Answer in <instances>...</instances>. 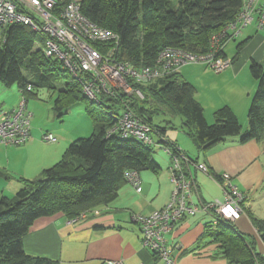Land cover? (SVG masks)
Here are the masks:
<instances>
[{"label":"trees","instance_id":"trees-1","mask_svg":"<svg viewBox=\"0 0 264 264\" xmlns=\"http://www.w3.org/2000/svg\"><path fill=\"white\" fill-rule=\"evenodd\" d=\"M175 1L80 0V10L88 21L118 35V60L141 68L153 65L157 53L166 46L206 52L211 36L233 22L242 6V0ZM43 46V38L27 25L14 24L3 29L0 83L5 87L16 85L26 101L29 96L37 97L39 91H47L53 97L52 108L58 117L82 100L92 133L69 144L62 158L35 179L20 180L22 187L12 199H0V264H53L24 252L22 238L36 219L56 214L72 219L89 207L114 199L126 170L159 168L152 157V146L132 138L107 135L120 113V100L106 97L99 103L88 100L62 63L44 55ZM240 47L238 44L237 52ZM96 48L105 52L108 46ZM249 69L257 81V89L241 143L264 140V66L252 63ZM135 87L140 89L143 100L133 96L122 98L154 128L156 142L176 146L165 137V128L152 125L153 115L162 110L183 117L186 134L203 149L241 133L240 124L228 107L215 111L214 122L207 124L201 106L193 99L191 85L180 80L176 72ZM148 97L162 107L152 111L146 106L144 98ZM217 221L218 229L210 236L228 263L264 264V255L257 253L230 221L220 218ZM252 223L264 244V219H252Z\"/></svg>","mask_w":264,"mask_h":264},{"label":"crops","instance_id":"crops-1","mask_svg":"<svg viewBox=\"0 0 264 264\" xmlns=\"http://www.w3.org/2000/svg\"><path fill=\"white\" fill-rule=\"evenodd\" d=\"M238 44L241 47L237 52ZM223 55L232 63L222 72L215 73L202 65L191 64L182 66L176 73L180 80L191 85L193 99L201 106L207 124L214 122L215 111L228 107L240 124V135L227 137L203 149L186 134L185 119L181 120L183 125L176 126L178 129H165L164 135L190 161L183 163V169L194 179L190 195L192 203L222 200L217 178L223 173L231 176L245 196L242 213L231 225L257 253L264 255V244L252 223V219H264V140L240 142L241 135L248 129V110L257 89V81L249 67L252 63L264 66V21L259 26L258 18L254 16L253 22L237 38L226 43ZM8 88L14 92V101L8 106L3 100L0 112L15 108L21 97L16 85ZM87 128L91 130L92 126L85 124L82 129L85 132ZM43 134H51L56 141L43 142ZM79 134V131L64 132L62 126L39 129L31 125L30 138L24 144L4 146L0 143V179L4 178L6 182L12 178H17L18 182L35 179L62 158ZM153 160L159 168L140 171V193L123 182L114 199L89 207L82 220L69 222L71 219L62 214L36 219L22 238L24 252L48 259L53 264H109L115 261L164 264L142 246L138 225L132 220L133 215L147 216L164 207L170 199L173 188L169 173L171 161L160 163L155 156ZM196 164H205L209 173L197 170ZM1 186L11 189L9 184ZM21 186L22 183L13 186L11 196L14 197ZM217 224L211 214L202 211L177 223L166 236V245L171 249L175 263L230 264L219 254L218 245L210 236L217 231Z\"/></svg>","mask_w":264,"mask_h":264},{"label":"built area","instance_id":"built-area-1","mask_svg":"<svg viewBox=\"0 0 264 264\" xmlns=\"http://www.w3.org/2000/svg\"><path fill=\"white\" fill-rule=\"evenodd\" d=\"M254 16H257L261 26L264 21V0H242L234 21L211 36L210 48L206 52H188L166 46L157 53L153 65L136 68L129 62L117 59L118 35L88 21L81 13L80 0H0V32L14 24L29 26L43 38L44 55L62 63L78 81L88 100L95 103H99L103 97L120 100L121 110L115 124L107 131L108 136L132 138L149 146L161 145L169 155L173 188L168 203L147 216H132L133 222L138 225L142 246L164 264H176L171 249L166 245V236L177 223L201 211L211 214L216 220L235 221L242 213L241 205L245 196L233 183L231 176L223 173L217 178L223 193L222 200L192 203L190 195L194 179L183 169V163L187 164L189 159L178 147L156 142L154 128L137 116L122 96L141 100L143 94L135 87L136 84L154 82L185 65H202L215 73L224 71L232 63L231 59L223 55L224 46L237 38L253 22ZM96 45L108 48L101 52ZM31 120L32 113L27 108L26 99L21 96L15 108L0 112V143L4 146L24 144L30 138ZM41 139L46 143L56 141L51 134H43ZM196 168L209 173L205 164H196ZM123 180L136 193L141 192L138 170H126ZM87 213H80L69 222L82 220Z\"/></svg>","mask_w":264,"mask_h":264},{"label":"rangeland","instance_id":"rangeland-1","mask_svg":"<svg viewBox=\"0 0 264 264\" xmlns=\"http://www.w3.org/2000/svg\"><path fill=\"white\" fill-rule=\"evenodd\" d=\"M173 2L175 3L176 1L173 0ZM1 33L2 32H0V40H1ZM2 87H0V103L4 100L7 101L6 102L7 105L10 106L11 105L10 102L14 101V92L11 91L9 88L7 89V87L6 88L4 87L5 89H3ZM144 99L145 101H147L146 106H149V108L152 109V111H154V109L157 110L160 107H162L160 105H156L157 103H155V101L151 97H148V99L147 98ZM52 101H53V97L51 96V94L44 90L39 91L37 97L29 96L27 102V106H28L27 108L32 113V120H31L32 126L38 127L39 129L40 128L49 129L55 126H62L64 132L79 131V133H81L79 134V137L78 136L75 137L74 140L72 141H75L77 139L88 138L91 135L92 129L90 130V128H87L85 132L82 129L84 128L85 124L87 125L89 124L90 127L92 126L89 117L86 115L84 102L82 100L77 101L74 105H71L69 108H67L66 112L60 117H58V114L56 112L52 111ZM154 106H158V107H154ZM181 120H183V117L174 114L170 111L162 110L159 111L158 114L153 115L152 125L160 129L165 128L167 129V131H169L168 128H172L176 130L178 129L176 126L183 125ZM152 156L153 157L155 156L158 162L161 161L160 163H164L166 161L170 162L169 155L165 152L164 148L161 145L152 146ZM12 179L13 180H9L7 182L4 180V178L0 179L1 185L9 184L11 187V189L10 188L3 189L2 186L0 185V199L1 197L12 199L13 196H11L12 194L10 193H12L13 186L21 185V182L16 181L17 178H12ZM18 189L19 187L17 188V190ZM17 190H15V192Z\"/></svg>","mask_w":264,"mask_h":264}]
</instances>
